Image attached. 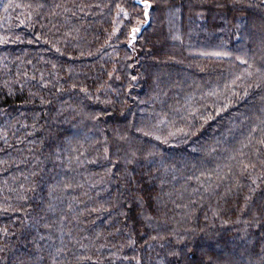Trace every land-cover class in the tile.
Instances as JSON below:
<instances>
[{
    "label": "trees",
    "instance_id": "obj_1",
    "mask_svg": "<svg viewBox=\"0 0 264 264\" xmlns=\"http://www.w3.org/2000/svg\"><path fill=\"white\" fill-rule=\"evenodd\" d=\"M0 264H264V0H0Z\"/></svg>",
    "mask_w": 264,
    "mask_h": 264
},
{
    "label": "snow or ice",
    "instance_id": "obj_2",
    "mask_svg": "<svg viewBox=\"0 0 264 264\" xmlns=\"http://www.w3.org/2000/svg\"><path fill=\"white\" fill-rule=\"evenodd\" d=\"M149 7H150V5H148ZM137 31H138V29H137Z\"/></svg>",
    "mask_w": 264,
    "mask_h": 264
}]
</instances>
